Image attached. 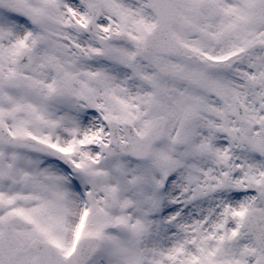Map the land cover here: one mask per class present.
I'll return each instance as SVG.
<instances>
[{"label":"snow or ice","instance_id":"6c2138e0","mask_svg":"<svg viewBox=\"0 0 264 264\" xmlns=\"http://www.w3.org/2000/svg\"><path fill=\"white\" fill-rule=\"evenodd\" d=\"M0 264H264V0H0Z\"/></svg>","mask_w":264,"mask_h":264}]
</instances>
